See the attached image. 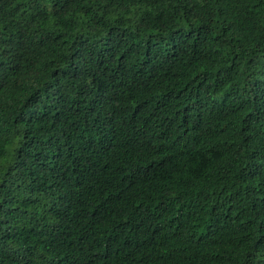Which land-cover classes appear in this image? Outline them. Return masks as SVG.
Instances as JSON below:
<instances>
[{
	"label": "trees",
	"instance_id": "obj_1",
	"mask_svg": "<svg viewBox=\"0 0 264 264\" xmlns=\"http://www.w3.org/2000/svg\"><path fill=\"white\" fill-rule=\"evenodd\" d=\"M0 264H264V0H0Z\"/></svg>",
	"mask_w": 264,
	"mask_h": 264
}]
</instances>
